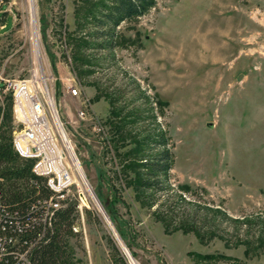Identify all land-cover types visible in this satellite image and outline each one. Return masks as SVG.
I'll return each mask as SVG.
<instances>
[{"label": "rangeland", "instance_id": "374dc122", "mask_svg": "<svg viewBox=\"0 0 264 264\" xmlns=\"http://www.w3.org/2000/svg\"><path fill=\"white\" fill-rule=\"evenodd\" d=\"M103 2L0 0V76L45 86L86 183L74 263L264 264V0H155L98 49Z\"/></svg>", "mask_w": 264, "mask_h": 264}, {"label": "built area", "instance_id": "2783aa9c", "mask_svg": "<svg viewBox=\"0 0 264 264\" xmlns=\"http://www.w3.org/2000/svg\"><path fill=\"white\" fill-rule=\"evenodd\" d=\"M67 90L71 95H77V90L71 84L67 85ZM7 101L11 108L12 123L17 128L10 137L12 150L21 160L31 162V173L41 178L50 192L47 197L31 203L28 214L33 215L32 221L50 225L56 211L63 208L75 193L83 204V196H80L83 188L86 189V183L65 146L69 141L45 86L40 85L32 75L14 79L0 76V143ZM77 116L83 119L86 113L79 110ZM3 181L0 175V183ZM6 220H13L18 227L21 226L16 215L6 211L0 196L1 231H6ZM31 248V244H22L17 235L1 234L0 264H35L30 257Z\"/></svg>", "mask_w": 264, "mask_h": 264}, {"label": "trees", "instance_id": "16d2710c", "mask_svg": "<svg viewBox=\"0 0 264 264\" xmlns=\"http://www.w3.org/2000/svg\"><path fill=\"white\" fill-rule=\"evenodd\" d=\"M154 4L155 0H105L89 16L90 29L86 35L95 41V48L113 49L116 27L124 20L143 15ZM6 116V119L10 117L8 113ZM165 143V140L159 142L163 150L147 162L145 175L148 180L140 182L142 188H158L159 177L170 170L171 154ZM30 168V161L21 160L13 152L10 133L5 128L0 143V175L4 179L0 183V196L6 211L16 215L21 226L18 227L13 220H6V231L0 230V235H17L22 244H31L30 257L35 264H75L66 239L73 223L74 203L69 202L56 211L50 225L32 221L33 215L28 214L29 205L47 197L50 192ZM18 228L21 230L17 231Z\"/></svg>", "mask_w": 264, "mask_h": 264}, {"label": "bare ground", "instance_id": "6f19581e", "mask_svg": "<svg viewBox=\"0 0 264 264\" xmlns=\"http://www.w3.org/2000/svg\"><path fill=\"white\" fill-rule=\"evenodd\" d=\"M65 146H66V148H67V150H68V152H69V149H68V145H67V143H65Z\"/></svg>", "mask_w": 264, "mask_h": 264}, {"label": "water", "instance_id": "95a60500", "mask_svg": "<svg viewBox=\"0 0 264 264\" xmlns=\"http://www.w3.org/2000/svg\"><path fill=\"white\" fill-rule=\"evenodd\" d=\"M118 238V237H117ZM118 240H119V238H118ZM130 258V257H129Z\"/></svg>", "mask_w": 264, "mask_h": 264}]
</instances>
